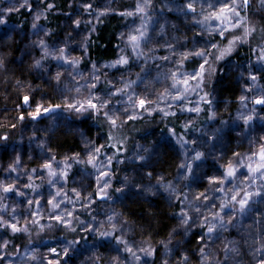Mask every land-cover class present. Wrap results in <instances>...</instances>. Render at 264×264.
Segmentation results:
<instances>
[{
    "label": "trees",
    "instance_id": "16d2710c",
    "mask_svg": "<svg viewBox=\"0 0 264 264\" xmlns=\"http://www.w3.org/2000/svg\"><path fill=\"white\" fill-rule=\"evenodd\" d=\"M165 1L0 0V264H264V0Z\"/></svg>",
    "mask_w": 264,
    "mask_h": 264
},
{
    "label": "rangeland",
    "instance_id": "374dc122",
    "mask_svg": "<svg viewBox=\"0 0 264 264\" xmlns=\"http://www.w3.org/2000/svg\"><path fill=\"white\" fill-rule=\"evenodd\" d=\"M141 1H146V0H141ZM184 3H191L195 9L197 10H200V11H205L207 10V12L209 10H220L221 8H226V9H230V1L228 0H184ZM225 4V5H224ZM173 5V4H171ZM171 5H169V3L165 0H160L159 2V6L162 8V9H165V8H169ZM223 6V7H222ZM177 7V9H181L182 6L178 4L175 5V8ZM36 21H34L33 23H35ZM32 23V26H31V32L29 33V37L27 39L24 40V44H26V41L27 42H33L35 44H38L37 41H40V30H38L35 25ZM148 25H151V23H147V26ZM131 28H130V31H124V33L122 34L123 35V38H124V41H126L127 37L128 38H131V37H134L136 35V33H138V29L134 27V24H130L129 25ZM212 28H214V25L212 26ZM75 42H73L74 44ZM207 42L204 41L203 43H198L196 44V46H193L191 51H193L194 53H197V51L200 49V48H206L207 47ZM153 45V42L150 41L148 43L147 46H143V48H141L142 52H144V54H146L148 52V49L149 47L148 46H151ZM61 47H65V48H69L70 47V41L67 40V39H59V41L55 42L54 43V46H53V49H55L54 51V54L52 53L50 56H53L52 58L50 57V63L52 64H55V62L53 60H55L56 56H57V52L61 49ZM190 51V50H188ZM49 65L47 64L46 66V61H45V68L48 67ZM59 67H61V65H59ZM102 68H104L106 71H109V68L108 66H103ZM138 68L140 69V72L137 74V77L135 79V81L137 82V85L136 87L138 86V84L142 85V82L143 81H146V80H150L151 78L154 79L152 77L153 74L156 73V70L154 68H152V65H149L148 63H142V64H138ZM152 68V69H151ZM260 68V67H259ZM160 74H164L163 77L167 78L168 80H170L169 82V85L168 86H163L160 90L162 92V90H164V94L162 93L161 97L164 98V96L166 97L167 100H169L168 103L172 102L171 105H173V98L179 93L177 89H173V83L171 82V80L173 79L170 75V71L168 70H161V71H157ZM133 74V72L131 71V69L129 71H127V73L125 74L124 77H130L131 75ZM118 76H116L117 78ZM91 78H92V74L91 76L87 75L84 79L85 80H88L91 81ZM117 81V80H116ZM125 81V80H124ZM118 86H121V85H126V83L122 82V80L120 82H118ZM123 83V84H122ZM63 85V84H62ZM129 84H127L126 86H128ZM89 86V83L88 82H85L80 85L78 84H75V86L73 88L75 89H80L81 87H84V88H87ZM173 89V90H172ZM166 90V91H165ZM167 94V95H165ZM169 98H168V97ZM187 97L185 98H178V101L176 104L174 105H178V109H182L181 108V105L185 107V105H183L182 102L183 100H193L195 99L196 100V97L194 98V95H189V94H186ZM190 96V97H189ZM98 98V101L96 102H99L100 104H104V103H107L111 100V97L110 96H99L97 97ZM27 101L25 100L24 103H26ZM257 104H261L262 103V100H257L256 101ZM173 107L175 109H177V107L175 106H172V107H169L168 109H173ZM55 111V108H47V107H44V108H40L38 111H36L34 113L35 116L37 115H42V114H52L54 113ZM130 112V110H129ZM182 178V176L180 177ZM178 175L175 176V179H173V182L172 184L170 185H158L157 186H151V187H156L157 189L159 190H164L166 191V193H175L174 191H176L175 187L176 184L175 183H178V180L180 179ZM181 183V182H180ZM179 183V184H180ZM178 191V189H177ZM176 191V193H177Z\"/></svg>",
    "mask_w": 264,
    "mask_h": 264
}]
</instances>
